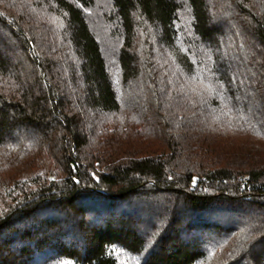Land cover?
Here are the masks:
<instances>
[{
  "label": "trees",
  "instance_id": "1",
  "mask_svg": "<svg viewBox=\"0 0 264 264\" xmlns=\"http://www.w3.org/2000/svg\"><path fill=\"white\" fill-rule=\"evenodd\" d=\"M0 264H264V0H0Z\"/></svg>",
  "mask_w": 264,
  "mask_h": 264
},
{
  "label": "rangeland",
  "instance_id": "2",
  "mask_svg": "<svg viewBox=\"0 0 264 264\" xmlns=\"http://www.w3.org/2000/svg\"><path fill=\"white\" fill-rule=\"evenodd\" d=\"M100 32H101V27L99 28Z\"/></svg>",
  "mask_w": 264,
  "mask_h": 264
}]
</instances>
